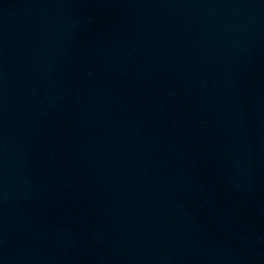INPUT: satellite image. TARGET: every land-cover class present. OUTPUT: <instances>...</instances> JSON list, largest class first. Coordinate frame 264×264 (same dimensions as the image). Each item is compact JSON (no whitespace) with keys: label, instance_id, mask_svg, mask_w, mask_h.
Returning a JSON list of instances; mask_svg holds the SVG:
<instances>
[{"label":"water","instance_id":"95a60500","mask_svg":"<svg viewBox=\"0 0 264 264\" xmlns=\"http://www.w3.org/2000/svg\"><path fill=\"white\" fill-rule=\"evenodd\" d=\"M0 264H264V0H0Z\"/></svg>","mask_w":264,"mask_h":264}]
</instances>
